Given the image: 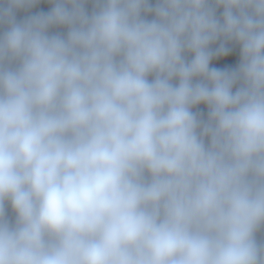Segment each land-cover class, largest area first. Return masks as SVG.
Instances as JSON below:
<instances>
[{"label":"clouds","instance_id":"9594fccd","mask_svg":"<svg viewBox=\"0 0 264 264\" xmlns=\"http://www.w3.org/2000/svg\"><path fill=\"white\" fill-rule=\"evenodd\" d=\"M0 264H264V0H0Z\"/></svg>","mask_w":264,"mask_h":264},{"label":"trees","instance_id":"16d2710c","mask_svg":"<svg viewBox=\"0 0 264 264\" xmlns=\"http://www.w3.org/2000/svg\"><path fill=\"white\" fill-rule=\"evenodd\" d=\"M49 7L50 6L47 5V4H41L36 9H34L33 11H40V10L48 11ZM24 15H25V13L19 12L17 14L18 19L19 18H23ZM238 62H239V52H238V49H237V50H235L232 54H230L227 57H222V58H220L218 60L214 59L213 62H212V66L213 67H217V68H226V67H233L234 68L238 64ZM199 110L204 112L205 114L207 112L206 107L203 106V105L200 106ZM6 207H7L9 218L14 220V213L12 212L10 205H6ZM259 238L260 237H258V239Z\"/></svg>","mask_w":264,"mask_h":264}]
</instances>
